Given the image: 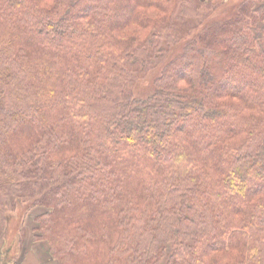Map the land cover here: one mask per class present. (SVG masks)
<instances>
[{
  "label": "trees",
  "instance_id": "1",
  "mask_svg": "<svg viewBox=\"0 0 264 264\" xmlns=\"http://www.w3.org/2000/svg\"><path fill=\"white\" fill-rule=\"evenodd\" d=\"M219 9L0 0V241L24 206L58 264H264V0Z\"/></svg>",
  "mask_w": 264,
  "mask_h": 264
},
{
  "label": "crops",
  "instance_id": "2",
  "mask_svg": "<svg viewBox=\"0 0 264 264\" xmlns=\"http://www.w3.org/2000/svg\"><path fill=\"white\" fill-rule=\"evenodd\" d=\"M32 213L33 214H32L31 219L26 218L21 222L22 224L20 223L18 225L19 227L17 231L15 232L14 241H16L19 231L22 228L23 230L22 245L18 247L17 243L16 244L14 243L11 245L8 244L9 246L6 249L8 258H10L9 256H11V253H12L15 255V258L13 259L12 263H15V264H58L56 260L52 259L49 256L48 245L46 244V242L34 240V236H35L34 218L40 215L42 211L39 209H34Z\"/></svg>",
  "mask_w": 264,
  "mask_h": 264
},
{
  "label": "rangeland",
  "instance_id": "3",
  "mask_svg": "<svg viewBox=\"0 0 264 264\" xmlns=\"http://www.w3.org/2000/svg\"><path fill=\"white\" fill-rule=\"evenodd\" d=\"M236 0H215L217 4L220 6V9L215 12L213 16H223L225 12L228 10L230 6H232L235 3ZM149 81L146 83H139L136 92L138 94H143L147 87H149ZM32 211L31 209H27V207L24 206H18L14 212L8 213L6 217V233L4 236V240L0 241V264H12L13 259L15 258V255L11 253L10 258H8V255H6V249L8 248V244H16L18 239L14 241L15 238V232L18 229V225L26 218L31 219L32 217ZM22 224V223H21ZM22 226V225H21ZM20 226V227H21ZM18 245V243H17ZM3 246V247H2ZM2 248V249H1ZM9 259V260H8Z\"/></svg>",
  "mask_w": 264,
  "mask_h": 264
}]
</instances>
